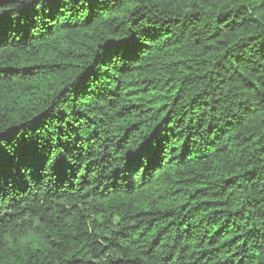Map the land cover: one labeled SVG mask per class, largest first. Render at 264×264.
<instances>
[{"label":"trees","instance_id":"trees-1","mask_svg":"<svg viewBox=\"0 0 264 264\" xmlns=\"http://www.w3.org/2000/svg\"><path fill=\"white\" fill-rule=\"evenodd\" d=\"M16 2L0 264H264V3L66 0L42 21Z\"/></svg>","mask_w":264,"mask_h":264},{"label":"snow or ice","instance_id":"snow-or-ice-1","mask_svg":"<svg viewBox=\"0 0 264 264\" xmlns=\"http://www.w3.org/2000/svg\"><path fill=\"white\" fill-rule=\"evenodd\" d=\"M81 0H75V3H80ZM94 0H83V3L87 5H91ZM118 3L124 2V0H117ZM264 3V0H261ZM2 3V0H0ZM23 3H27L30 6L31 11L35 13L36 16L40 17L43 21L45 19V14L47 15V19H53L51 13L53 10H59L66 5V0H17L16 7H22ZM107 7V5H105ZM2 10V8H0ZM84 9L81 8V11ZM89 19L88 23L92 22L91 18V8H89ZM118 49V51L114 52L113 55L117 56L121 60H126L133 58L138 55V51L140 49L139 42L133 38L132 40H126L123 45H115L113 46ZM7 129L0 128V150H3V135L7 134ZM56 136L55 133H50L49 135V144L51 145L52 142L55 140ZM59 144L52 146L49 148L47 152V160L46 162L51 164L53 167L56 165V162L63 158L67 160L71 156V150L65 148L63 151L59 150ZM27 239V237L25 238Z\"/></svg>","mask_w":264,"mask_h":264}]
</instances>
